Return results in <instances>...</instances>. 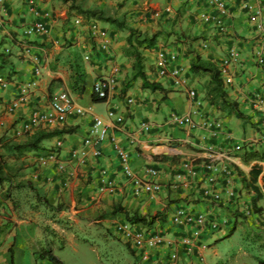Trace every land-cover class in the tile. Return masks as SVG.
<instances>
[{
  "label": "crops",
  "instance_id": "1",
  "mask_svg": "<svg viewBox=\"0 0 264 264\" xmlns=\"http://www.w3.org/2000/svg\"><path fill=\"white\" fill-rule=\"evenodd\" d=\"M35 1L41 10L49 11L52 15L49 21L50 35L32 38L20 45L15 37L24 21L23 17L27 16L26 10L22 0H5L10 27L0 44V76L8 75L11 82L6 89H0V123H3L0 126V140L14 138L16 142L23 141L25 137H16L14 129H18L22 120L33 110L46 108L61 92L69 93L74 102L87 113L85 116H70L67 119L65 128L71 129V133L45 139L41 142L40 150L25 153L24 157L27 156L29 163L25 169L27 182L22 183L32 188L30 190L33 196L27 199L29 202H18L16 198L20 197L19 192L26 188H13L1 201L0 264H11V260L13 264H51L39 259L37 255L39 248L43 247L40 244L44 236L41 223L45 218L41 217L44 213L37 204H42V200H46L50 206L45 209L55 215L50 220L45 219L46 224L51 225L54 231H60V225L56 223L60 218H67L70 223L86 220L89 224L113 226L116 221L125 220L123 213L111 214L114 206L142 217L161 213L165 216V221H158L155 225L164 229L163 233L169 239L182 234V230L173 227L170 222L172 213L180 206L217 213L220 217L227 218L231 224L232 200L224 204V207L213 205L203 197L195 179L190 180L188 188H173L170 184L177 180V174L183 173V162H190L201 173L203 162L209 157L208 146L221 151L234 144L250 142L252 144L246 146L243 154L264 153V124L260 120V106L254 103L258 98L264 106V65L258 66L253 61L254 51L259 41L264 38V24L261 18L248 16L242 8L243 3L248 1L255 5L258 0H224L227 4V14L223 17L227 36L218 33L213 20L218 11L203 0ZM71 5L79 6L83 10H100L104 16L124 22L126 28L139 31L142 36L154 35L156 43L152 48L137 49L143 58L146 81L158 85L160 89L152 91L142 86L140 78L132 79V51L137 46L134 40L132 44L128 43V30L95 20L112 38L109 56L120 66V72L107 101L104 104L92 103L91 94H87V84L109 69L108 64H104L108 56L98 49V40L90 41L87 30L74 24L76 17L85 22L87 20L73 9L75 7L71 8ZM152 12H159L160 15L154 17ZM232 46L238 49L240 59L233 67L232 83L225 88L229 98L239 103L241 112L252 125L251 128L244 125L241 136H237L231 129V121L236 118L224 115L205 100L209 75L193 74L189 71L196 56L204 62L216 64L219 68L228 48ZM164 48L176 52L177 63L187 71V88L195 91L194 99L188 96L187 88L176 87L167 78L158 76L155 67L159 52ZM85 53L92 56L93 63L82 62L86 84L84 92L79 95L69 88L72 76L70 64L76 55L82 57ZM36 69L39 74H36ZM25 89V101L11 110L9 104ZM127 97L134 99L132 105L126 104ZM109 109L124 113L123 128L118 130L107 121L105 113ZM190 111H195L197 122L206 118L219 120L223 130L212 137L204 134L202 130L192 132L182 127H163L149 133L139 131L142 122L161 126L170 115L186 114ZM94 116L101 117L109 125V138L114 136L119 145L128 152L130 166L136 176L147 177L146 171L151 168L158 171L153 180L163 185L161 192L155 196L134 194L131 183L120 173L116 152L109 138L101 144V157L89 156L83 163L71 157L72 151L87 136ZM129 137H134L136 142L131 145L128 142ZM58 142L62 143L58 150L59 161L64 165L62 172L54 164L40 166L42 156ZM235 156L231 159V164L233 162L236 173L239 170L248 175L253 165L258 164L261 167L257 186L263 197L257 206L261 208L259 216L262 218L261 228L264 230V160L244 163L242 154ZM101 168L107 169L110 177L115 180L116 189L113 193L99 190ZM235 181L236 187H239L241 184L238 174ZM6 187L8 186H5V190ZM245 194L250 199V195L246 192ZM36 195L42 200L39 201ZM207 238L209 237L206 235L202 236V241L205 242ZM37 244L40 246L37 247ZM183 254L180 256L183 263L196 264L194 258L187 259Z\"/></svg>",
  "mask_w": 264,
  "mask_h": 264
},
{
  "label": "built area",
  "instance_id": "2",
  "mask_svg": "<svg viewBox=\"0 0 264 264\" xmlns=\"http://www.w3.org/2000/svg\"><path fill=\"white\" fill-rule=\"evenodd\" d=\"M209 7L215 8L218 14L213 17L218 33L221 36H227V26L224 23L223 17L227 14V4L224 0H203ZM22 4L26 10V17L20 30L16 33V41L23 45L32 38L48 37L50 35L51 13L49 11L41 10L35 0H22ZM243 10L248 16L253 18H261L264 24V0H258L254 5L248 1L243 3ZM154 17L159 16V12H152ZM76 26L85 28L88 32L89 40H98V49L108 56L104 64H108L109 69L102 75L95 78L92 85V92L97 98H107L110 92L115 88L117 83V76L120 72V66L115 64L110 58V46L112 38L109 32L101 27L97 21H84L80 17L74 19ZM10 27V20L6 14L5 0H0V44ZM10 29V28H9ZM240 59V53L235 46L228 48L220 65V72L225 86L232 83L233 67ZM36 60V59H35ZM83 62L92 64V56L85 53L82 56ZM253 61L258 66L264 65V38L258 43L257 49L254 51ZM156 72L160 78H167L176 87L187 88V71L177 63V55L173 50L162 49L159 52V60L156 64ZM36 74L39 70L36 69ZM10 80L5 76H0V89H6L10 85ZM188 96L191 99L195 98V91L192 88H187ZM27 90L12 100L9 104L11 110L23 103L26 99ZM127 105H132L134 99L127 97L125 99ZM255 105L260 106L259 114L260 120L264 124V106L261 100L254 102ZM87 111L77 105L71 95L67 92H61L56 95L47 105L46 108H37L33 110L30 115L22 120L20 127L14 129L16 137L31 134L37 129L50 130L61 129L65 127L67 119L70 116H85ZM107 121L116 129H121L125 124V115L109 109L105 113ZM3 123H0V126ZM163 127H182L190 131L202 130L208 136H214L217 132L223 130L222 123L219 120L206 118L200 122L195 121V111H190L186 114H172L167 121L158 126L150 122H142L139 125L141 133H149L152 130L161 129ZM109 125L104 123L99 116L92 118V124L89 128L87 136L81 142V145L72 151L71 157L82 163L89 157L99 158L102 156L101 144L109 138ZM264 138V132L262 133ZM205 137H203L204 139ZM110 139V138H109ZM117 158L120 173L127 179L133 188L135 195L146 194L148 196H155L162 191L163 185L153 178L157 176L158 171L155 169H148L146 171L147 177H138L132 171L130 166V158L128 152L119 145L117 139L111 136ZM128 142L132 145L136 142L134 137H129ZM248 143L234 144L230 148L217 150L213 146H208L207 151L209 157L203 162V171L198 172L190 162H183L181 169L183 173L176 176L175 181L171 182V187L188 188L190 180L195 179L198 188L204 198L217 207H224L227 202L232 200V213L240 212L245 215L252 214L250 203L245 199V192L241 185L236 187V175L233 162L231 159L235 158L237 154H243ZM252 146V145H251ZM62 147V143L58 142L53 148L49 149L47 154L40 159V166L45 167L49 164L57 166L60 172L64 170V165L59 161L58 150ZM99 190L102 192L113 193L116 189L115 180L112 179L108 170L101 168L99 170ZM2 197L0 195V204ZM234 218V216H231ZM234 221V220H233ZM170 222L173 227L179 228L182 234L179 237L169 239L163 233L164 229L157 225L145 226L143 224H132L126 220H119L114 223L115 231L119 234L121 239L129 246L133 254L143 263L148 264H177L178 250H183L185 254L189 255L205 246L202 241V236H212L217 231L227 227L228 219L220 217L214 212L196 211L189 206H180L174 210L170 217Z\"/></svg>",
  "mask_w": 264,
  "mask_h": 264
},
{
  "label": "rangeland",
  "instance_id": "3",
  "mask_svg": "<svg viewBox=\"0 0 264 264\" xmlns=\"http://www.w3.org/2000/svg\"><path fill=\"white\" fill-rule=\"evenodd\" d=\"M92 85L93 82L90 80L87 84V94L92 93ZM85 98L87 100L86 96ZM244 125L249 128L252 127L247 119L241 121L232 119V132L237 136H241ZM28 163L27 156H23L17 161L9 160V164L18 173L14 184L20 183L23 185L22 187L26 188L21 189L19 192L21 195L16 198L18 202L20 200L29 202L27 199L33 196L31 193L32 188L22 183L27 182L25 169H27ZM5 186L0 189L2 199L6 198ZM246 196L245 199L249 202V197ZM37 204L44 213L41 217L50 220L55 216L51 211L46 210L43 204ZM18 215L22 216L23 213H18ZM232 215L234 216L232 223L230 224V221H228L225 229H221L207 238L205 243H203L205 246L203 249H199L198 252L195 251L189 255L185 254L183 250H178L177 264H185L180 259L182 253L187 259L194 258L197 261L196 264H264L262 218L252 214L245 215L243 212H235L230 216ZM45 219L41 223L44 236L40 244L43 247L46 244L52 247L53 253L63 264H148L141 262L133 254L129 246L115 231V225L89 224L86 220H82L80 223H70L67 218H60L56 221L60 225V231H54L51 229V225L46 224ZM233 220L236 221L233 229L235 231L230 234ZM61 230H64V232Z\"/></svg>",
  "mask_w": 264,
  "mask_h": 264
},
{
  "label": "trees",
  "instance_id": "4",
  "mask_svg": "<svg viewBox=\"0 0 264 264\" xmlns=\"http://www.w3.org/2000/svg\"><path fill=\"white\" fill-rule=\"evenodd\" d=\"M68 2L69 0H62ZM76 10L78 14L83 16L87 21L88 20H97L105 23L114 25L118 29H127L129 32L128 43L132 44V40L137 47L132 51V57L134 59L133 71L134 76L132 79L140 78L142 80V86L148 88L152 91L160 89V87L154 83H148L144 76L143 66H142V55L138 51V47L144 49L152 48L156 43V37L153 36H142L139 31L133 30L131 28H126L124 22L118 21L115 18L110 16H104L100 10H83L79 6L71 5V8ZM1 57V55H0ZM3 61V60H2ZM82 57L75 56L71 62V83L70 90L74 93L82 95L85 90L86 84V73L82 67ZM190 73L193 74H208L210 77L209 84L205 87V100L211 105L216 107V109L222 112L226 116H232L236 119L244 120L246 116L241 112L239 103L235 100H231L228 96L226 86L224 85L220 69L218 66L211 62H204L199 56H196L190 64ZM9 79V76L6 75ZM92 103H104L107 101V98H97L96 95L91 93ZM71 129L65 127L55 130H43L37 129L31 134H26L25 139L21 142H16L14 138L9 140H0V187L8 186L5 190V195L10 194L11 189L20 188L23 185L20 183L14 184L18 173L14 170L13 166L9 164V160H20L27 151H38L41 149V142L45 139H50L59 134L71 133ZM242 160L244 163H249L251 161H263L264 153L259 152H246L242 154ZM238 171V178L241 184L242 189L250 195L249 203L251 207L252 215L259 216L261 214V208L257 206V203L262 199L263 193L260 188L257 186L258 177L261 173V167L258 164H255L251 167L248 175H245L242 171ZM36 197H38L36 195ZM39 201L42 198H37ZM42 204L49 208L48 202L42 200ZM117 212L123 213L125 215V220L132 224H143L145 226H152L156 222H164L165 216L161 213H156L150 216H138L137 214H129L124 208L115 207L113 208L111 214H116ZM236 221H233L231 233L235 230ZM38 258L45 260L51 264H63L62 261L53 253L52 247L46 244L45 247L39 248L37 251ZM13 264L12 260L10 261Z\"/></svg>",
  "mask_w": 264,
  "mask_h": 264
},
{
  "label": "clouds",
  "instance_id": "5",
  "mask_svg": "<svg viewBox=\"0 0 264 264\" xmlns=\"http://www.w3.org/2000/svg\"><path fill=\"white\" fill-rule=\"evenodd\" d=\"M219 69H220V67H219ZM95 80V79H94ZM94 82V81H93ZM238 173V172H237Z\"/></svg>",
  "mask_w": 264,
  "mask_h": 264
}]
</instances>
